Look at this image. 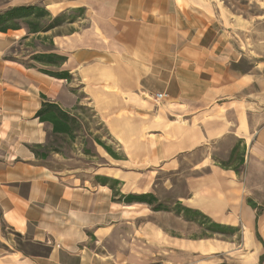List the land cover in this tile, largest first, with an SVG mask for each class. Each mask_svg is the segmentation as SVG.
I'll return each instance as SVG.
<instances>
[{
	"label": "crops",
	"instance_id": "0c3cea01",
	"mask_svg": "<svg viewBox=\"0 0 264 264\" xmlns=\"http://www.w3.org/2000/svg\"><path fill=\"white\" fill-rule=\"evenodd\" d=\"M36 4L53 16L83 10L74 23L44 34L53 48L38 51L67 58L62 69L78 94L92 88L121 102L125 113L149 117L166 140L158 157L165 167L178 170L180 155L233 138L244 169L237 174L205 157L193 168L201 173L187 179V198L177 202L230 227L232 240L173 237L165 232L171 226L148 217L205 225L117 203V182L124 195L151 194L144 172L103 167L89 180L63 181L27 144L44 145L52 134L35 118L43 96L72 113L73 84L7 58L24 29L0 33V264H264V92H252L264 83L231 69L242 56L225 34L213 33L214 1L8 0L0 13ZM89 69L99 71L100 82L85 74ZM158 94L166 97L156 100ZM121 237L119 252L92 246Z\"/></svg>",
	"mask_w": 264,
	"mask_h": 264
},
{
	"label": "rangeland",
	"instance_id": "374dc122",
	"mask_svg": "<svg viewBox=\"0 0 264 264\" xmlns=\"http://www.w3.org/2000/svg\"><path fill=\"white\" fill-rule=\"evenodd\" d=\"M213 1L218 7L212 18L214 20L213 33L225 34L227 43L237 52V57L242 56L238 64H231V69L243 74H255L264 83V0ZM7 2L8 0H0V7ZM62 31L69 32L70 28L64 27ZM25 44L20 46L19 52L15 53L13 58L19 61L28 60V53L24 51L27 45ZM36 46L37 50L48 47L47 44L40 43H36ZM32 50L30 48L29 52ZM256 66L259 68H255ZM85 74L91 76L96 83L102 78L99 71L94 72L89 69ZM104 76L106 77V74ZM69 84H73L69 91L78 98V103L81 102V105L77 103L73 107V114L70 113L77 119L76 138L74 140L67 137L56 138L51 134L44 144L52 151L46 163L63 177V181H71L75 177L89 180L97 168L103 167H114L120 173L144 172L149 177L151 195H154L159 203L170 212L177 213L178 200L188 196L187 179L201 173L194 171L193 168L205 157L211 156L216 164L226 163L237 167L240 172L244 169V166L239 165L242 147L239 141L232 138L222 144L202 148L193 154L180 155L178 170H170V167H165V163L158 159L161 156V147L166 140L160 138L149 117L140 118L125 113L121 102L115 104L113 98L108 99L104 95L97 97L92 92V88L78 94L75 86L77 83L73 80L72 84ZM263 89L262 85H254L252 92L255 96L257 93L264 92ZM261 119L264 120V111ZM25 130L26 128L22 129V132ZM99 142L111 149L116 157L107 153ZM33 146L36 145L27 144L29 150ZM44 151L38 149L39 153ZM116 189L115 198L118 203L121 195H124L121 191L127 193L128 190L123 187L119 188L118 184H116ZM160 212L159 215L166 213V211ZM148 219L164 228L171 226V230L165 229L166 234L180 239H191L193 236L194 238L212 237L232 240L234 237L233 230L224 234H214L207 230V225L205 228L191 227L182 222L178 223L174 219L160 220V216L156 218L154 215ZM17 241L19 242V239ZM123 243L124 239L121 237L119 241H106L98 245L93 243L92 246L98 247L97 250L100 252H108L110 249L119 252L124 249ZM7 250L5 249V252H8Z\"/></svg>",
	"mask_w": 264,
	"mask_h": 264
},
{
	"label": "trees",
	"instance_id": "16d2710c",
	"mask_svg": "<svg viewBox=\"0 0 264 264\" xmlns=\"http://www.w3.org/2000/svg\"><path fill=\"white\" fill-rule=\"evenodd\" d=\"M82 12L83 10H72L64 12L58 16H53L44 6L39 4L15 7L5 12H1L0 33L20 31L23 29L27 32V34L19 40L17 45L13 47L10 55L7 56V58L9 60H17L13 58L14 54L19 52V48L21 45H23V43H26L27 45L25 44L26 47L24 51L28 53V60H18L25 68L34 69L51 78L65 80L68 83H72L74 80L73 75L69 71L62 69L67 62V58L53 52L52 49L49 51H38L36 49L38 48L36 43H40L42 45L47 44V48H53L52 38L45 36L44 34H47L66 24L74 23ZM76 13L79 15H74ZM30 48L33 49L31 52H29ZM42 99V106L36 113L35 118L38 119L40 123L50 124L53 128L52 135L56 138L67 137L74 140L76 138V130L78 128L76 117L72 116L68 112L63 111L57 104L51 102L45 96H43ZM99 145H101L111 156L116 157L111 149L100 142ZM38 149H43L45 151L39 153ZM30 150L35 154L37 159L43 161H46L49 158L50 153H52L47 145H36L31 147ZM239 165H244V157H242V155L239 157ZM219 166L224 169H232L237 174H241L239 168L230 166L229 164L219 163ZM117 184L119 185L118 182ZM118 203L127 205L136 203L146 204L150 206L155 212H170L169 209H166L163 204L159 203L158 199L151 194L121 195V199L118 201ZM177 206L178 212L175 213L177 216H182L184 220L188 222H200L201 225H207V230L213 232L214 234H224L229 230H232L230 227L213 223L198 211H193L181 205Z\"/></svg>",
	"mask_w": 264,
	"mask_h": 264
},
{
	"label": "built area",
	"instance_id": "2783aa9c",
	"mask_svg": "<svg viewBox=\"0 0 264 264\" xmlns=\"http://www.w3.org/2000/svg\"><path fill=\"white\" fill-rule=\"evenodd\" d=\"M165 97H166V95L158 94V95L156 96V100H162V99H164Z\"/></svg>",
	"mask_w": 264,
	"mask_h": 264
}]
</instances>
